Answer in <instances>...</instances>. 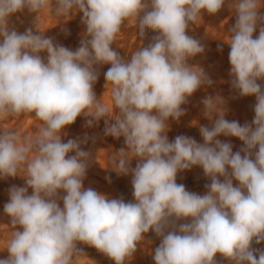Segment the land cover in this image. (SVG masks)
<instances>
[{
    "label": "clouds",
    "instance_id": "9594fccd",
    "mask_svg": "<svg viewBox=\"0 0 264 264\" xmlns=\"http://www.w3.org/2000/svg\"><path fill=\"white\" fill-rule=\"evenodd\" d=\"M226 3L236 15L225 40L230 82L239 96L255 97L254 118L243 125L228 120L223 98L206 96L201 103L211 127H199L203 143L186 135L170 142L168 120H179L187 98L213 84L202 67L188 63L205 48L186 29L202 11L214 15ZM262 5L264 0H0V120L34 113L40 122L23 141L15 131H0V177L23 172L26 185L11 187L4 205L13 231L0 264H74L82 257L78 242L126 264L150 230L160 238L154 264H216L217 253L230 264H264V250L251 247L264 242ZM25 9L37 20L45 10L67 19L82 13L80 46L73 51L54 44L38 27L35 33L9 29V18ZM125 21L140 37L156 33L127 62L112 47ZM102 64L111 65L104 73L111 108L93 91L95 66ZM81 115L87 127L104 119L106 136L124 138L112 169L131 174L133 201L83 187L89 153L81 144L87 137L62 142L60 135ZM220 136L235 137L242 147L233 152ZM194 166L210 181L204 195L176 182L178 173Z\"/></svg>",
    "mask_w": 264,
    "mask_h": 264
},
{
    "label": "rangeland",
    "instance_id": "374dc122",
    "mask_svg": "<svg viewBox=\"0 0 264 264\" xmlns=\"http://www.w3.org/2000/svg\"><path fill=\"white\" fill-rule=\"evenodd\" d=\"M259 14H264V5L259 10ZM82 13L76 12L70 14L69 18L56 17L54 12L45 10L39 14L31 13L27 9L18 12L9 18V29H15L19 33L26 29H32L35 33L37 27L44 30V36L53 39L54 44H60L70 50L75 51L80 46V41L85 32V26L81 23ZM66 19V20H65ZM236 15L226 3L221 10L212 15L206 11L201 12V20L197 23L189 22L186 34L198 40L205 48L204 53L192 57L188 63L193 66L202 67L207 75L212 79V86H202L192 96L187 98V102L181 107L185 110L179 120H168L167 137L173 141L178 135H186L196 139L198 143H203L199 132L201 125L211 127V121L204 115V106L201 103L206 96H220L223 98L227 109L225 118L228 120H237L243 125L245 122L251 123L254 118L253 106L256 103L254 96L241 97L233 90L231 86L229 52L230 45L225 41L228 38L229 29L234 25ZM66 30V31H65ZM259 34V26L253 33V38ZM156 33L147 30L144 37L138 34L136 26H129L125 21L121 27V33L117 35L112 47L116 50L125 62L129 61L131 54L139 48L147 47ZM2 39V38H0ZM218 45L222 50H218ZM42 58L47 57V53H41ZM98 71V79L93 86L99 101L110 108L112 107L111 86H106L104 73L111 67L110 64L95 66ZM264 86V80L258 81ZM108 91H107V88ZM35 114L22 115L19 117H8L5 121L0 120V131L3 129L17 132L22 141L24 138H31L38 131L40 122L36 120ZM86 117L78 116L76 121L62 129L60 135L62 142L69 139L84 140L87 142L81 144V148L89 153L88 168L86 176L83 179L85 189L92 188L100 194L106 195L109 199L123 198L125 202L133 201V188L131 184L132 176L118 175L113 169V159L116 152L125 147L124 138L119 139L104 134L105 122L101 119L93 127L86 126ZM221 141L231 142L233 152L242 147V142L235 137H218ZM69 156L74 153H69ZM137 160L133 159L130 163L131 168H135ZM24 173L21 172L20 175ZM17 175L15 177H0V259L7 258L9 253L6 245L13 231L10 224V218L4 212V205L9 201V190L13 186L24 187L25 179ZM223 179L222 177L220 178ZM176 182L184 184L186 190L200 195L207 192L206 184L209 179L204 176L203 169L194 166L177 174ZM236 182L234 181V184ZM32 189H28L31 195ZM59 195H64L63 192ZM63 207L62 200L59 201ZM186 221H179L184 223ZM17 230L19 226H17ZM160 244V238L151 230L144 234V239L138 244L137 250L132 258L126 261V264H154V250ZM253 249L264 250V242L259 244L253 241ZM77 249L82 252V257L77 259L74 264H115V262L105 254L99 252L94 247L83 243H77ZM75 256L73 259L75 260ZM216 264H230V262L217 253L214 258Z\"/></svg>",
    "mask_w": 264,
    "mask_h": 264
}]
</instances>
